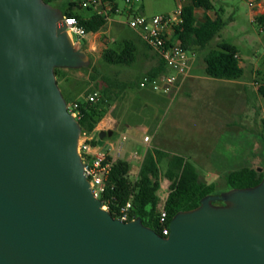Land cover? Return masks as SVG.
I'll list each match as a JSON object with an SVG mask.
<instances>
[{"label": "water", "instance_id": "95a60500", "mask_svg": "<svg viewBox=\"0 0 264 264\" xmlns=\"http://www.w3.org/2000/svg\"><path fill=\"white\" fill-rule=\"evenodd\" d=\"M63 19L0 0V264H264V180L178 213L168 237L102 209L55 73L91 59Z\"/></svg>", "mask_w": 264, "mask_h": 264}, {"label": "crops", "instance_id": "0c3cea01", "mask_svg": "<svg viewBox=\"0 0 264 264\" xmlns=\"http://www.w3.org/2000/svg\"><path fill=\"white\" fill-rule=\"evenodd\" d=\"M216 2L221 1L215 0L213 3V10H206L203 8L194 10L196 28H201L208 22H214L218 17L221 19L223 18L226 9L224 6H220V8L216 7ZM248 2L251 8V22L257 24L260 30L264 32V24L261 25L257 22L258 18L264 15V0H248ZM179 6H183L184 8L192 7L193 0H185V4L184 2L182 4L179 3ZM127 13L129 16V11ZM104 34L103 31L95 34L90 33L89 35H93V38H87L83 45V51L94 60V63L91 61V67L97 70V66L103 61V53L107 49H120L124 42L129 41L133 43L136 48V61L130 65V67L138 66L141 72L138 79L134 80L130 75V70L121 69L114 72L110 69L106 70V68L101 65L99 68L103 69L104 73L99 71L101 73L98 75H95L92 69H90V75L88 76L83 70H64L60 82L64 92L72 99V102H86L87 96L95 93L100 96V92L104 93L108 99L109 105L107 112L92 133L94 142L96 143L93 153L103 151L114 162L124 160L131 165L133 173L138 174L146 154L149 151L159 150L168 155L182 157L186 161L192 163L197 168L200 178L203 181H207L211 176L213 177V181L220 177L221 170L226 169L225 166L228 164H242V162H244V160H238L236 163L235 161H230L234 158L244 157V146L242 145L240 146V150H236L234 152L235 154L230 156L223 151L224 149L220 148V138L212 142L210 146L208 144H191L185 140L178 139L173 128L166 129L164 133L161 132L163 124H161L160 121L163 112L171 110L176 103H184L187 94H189L188 96H195L202 88L223 91L218 87H225L226 85L239 86L241 89H244L247 83L241 81L243 77L236 81L217 80L209 77L205 71L204 60L206 56L203 58L204 67L199 65L201 70L199 72L195 71L198 65L196 61L198 58L196 55L197 52L201 53L207 51L208 53L209 51L207 49L204 51L190 52L193 55L191 74L177 95H165L155 93L150 89H140L138 84L143 77H157L169 72L164 62L147 46L138 33L136 34H138L142 43L151 50L155 56L146 53L142 50L141 46L137 45V43L131 39H124L120 43H117V40L112 41L108 38L104 39ZM220 35L221 33L217 37ZM113 42L115 43V47H112L114 44ZM238 58L240 60V66L243 68L239 53ZM91 75L94 76L92 81H90ZM76 84H82L84 89L78 91L75 87ZM240 95L242 96V91ZM191 96L189 97L190 99L192 98ZM210 115L213 118L208 121L216 126L220 134L228 131L230 125L228 121L222 119L218 113ZM123 138H125V140ZM146 138H149L148 142L145 141ZM120 143H122L121 149L119 148ZM162 167L163 169L166 168L165 161L162 163ZM164 182L168 189H170L171 183L169 180L163 178L161 190L162 187H164ZM161 190L159 191V197ZM168 194L169 191L164 193L163 198H160V209L163 208Z\"/></svg>", "mask_w": 264, "mask_h": 264}, {"label": "trees", "instance_id": "16d2710c", "mask_svg": "<svg viewBox=\"0 0 264 264\" xmlns=\"http://www.w3.org/2000/svg\"><path fill=\"white\" fill-rule=\"evenodd\" d=\"M44 1L53 7L60 8L65 16L76 17L89 34L102 31L108 23L106 17L98 15L90 8L85 11L91 15L83 14L81 12L84 10L81 8L82 0H67V3L59 5L56 4L58 0ZM103 1H109L113 6V13H116V0ZM214 2L215 0H194L192 7L185 8L183 30H176V38L181 41L185 51L207 50L211 42L221 33L225 23L220 17L201 28L195 27L194 10L197 8L213 10ZM257 22L261 25L264 24V15L258 18ZM238 53V48L229 43H222L216 48H212L204 60L206 74L217 80L236 81L241 79L244 70L240 66ZM102 58L104 62L111 65L130 66L136 61V48L133 43L127 41L121 45L120 49H107ZM90 69H92L91 66L85 70ZM92 72L98 75L94 69ZM55 73L60 80L64 70L56 69ZM93 79L94 76L91 75V80ZM258 85L257 88L264 97V80ZM99 95L98 101L95 103L79 101L83 113V118L79 123L84 132L92 134L107 112L108 99L104 93L100 92ZM66 101L70 103L68 100ZM95 145L96 143L93 142V146ZM164 161L166 162L165 169L162 167ZM163 178L171 183L168 197L163 206L167 213L166 227L169 229L172 219L178 213L196 209L205 197L217 195V185L203 181L192 163L182 157L153 150L146 154L138 174L133 173L128 162L124 160L114 162L106 182V192L102 202L108 204V212L115 219L120 218L121 209L131 202L130 220L140 218L146 227L163 237H168L163 235L164 227L160 224L159 191ZM225 180L229 190L253 188L264 180V172L246 167L229 173Z\"/></svg>", "mask_w": 264, "mask_h": 264}, {"label": "rangeland", "instance_id": "374dc122", "mask_svg": "<svg viewBox=\"0 0 264 264\" xmlns=\"http://www.w3.org/2000/svg\"><path fill=\"white\" fill-rule=\"evenodd\" d=\"M220 1L216 2L215 5L218 8L224 6L226 9L222 18L225 26L221 35L211 43L208 51L222 43L236 46L239 49L244 70L241 81L247 83V85L244 89L233 85L218 87L223 91L202 88L195 96L190 95L191 99L187 94L184 103H176L171 110L163 112L160 120L163 124L161 132L164 133L166 129L173 128L178 139L191 144H208L210 146L212 142L220 138V148L224 149L223 151L230 156L235 154L236 150H240L241 145L244 146V157L230 160L235 161V163L238 160H244L242 164H228L225 166L226 169L221 170L220 177L213 181L211 176L205 181L208 184L215 183L217 185V195L230 191L226 186L225 177L233 171L241 170L244 167H252L264 172V97L257 88V85L264 79V32L260 30L257 24L251 22V8L248 0ZM61 3L65 4L67 0H58L56 4ZM116 3L119 12L112 17L111 21L102 30L105 33L104 39L117 40V43L124 39H131L141 46L146 53L155 56L142 43L138 34L128 27L129 16L127 12L130 8L125 0H116ZM178 7L179 0H141V2L132 6V10L135 14L146 17L172 16ZM81 12L85 15H91L85 10ZM88 38L92 39L93 35H89ZM114 45L115 43L112 47H115ZM206 53L207 51L197 52L198 58L196 61L198 65L195 71L199 72L201 70L199 67H204L203 58ZM90 59L94 63L93 58ZM100 65L104 66L106 70L110 69L114 72L121 69L130 70V75L134 80L138 79L141 72L138 66L111 65L102 61L95 70L98 74L104 71L99 68ZM83 72H86L87 76L90 75V70L84 69ZM57 80L64 98L71 102L72 99L64 92L60 80L58 78ZM90 81H92L91 77ZM75 87L78 91L84 89L82 84H76ZM241 91L242 96L240 95ZM214 113L220 114L222 119L230 123L228 131L220 134L216 126L209 122L213 118L210 114L214 115ZM163 186L160 198H163L164 193L169 191L165 182Z\"/></svg>", "mask_w": 264, "mask_h": 264}, {"label": "built area", "instance_id": "2783aa9c", "mask_svg": "<svg viewBox=\"0 0 264 264\" xmlns=\"http://www.w3.org/2000/svg\"><path fill=\"white\" fill-rule=\"evenodd\" d=\"M185 0H179L182 4ZM194 1V0H193ZM129 6L128 27L138 33L147 46L157 54L164 62L169 72L157 77H143L138 86L140 89H150L155 93L165 95H177L183 87L186 80L189 78L192 70L193 55L183 49L181 41L176 38V30H183L185 24L183 6H179L172 16L160 15L146 17L132 12V6L141 0H125ZM81 8L92 9L98 15L106 17L107 21H111L114 15L113 6L109 1L103 0H82ZM66 25V32L70 36L75 47L79 50L83 48L89 33L81 25L79 20L73 16H65L63 19ZM259 86V85H257ZM98 94L87 96L86 102L95 103L98 101ZM68 111L77 120L83 118L79 101L70 102L67 104ZM125 140V138H123ZM146 142L149 138L145 139ZM93 136L91 133L84 132L80 136L78 153L85 165V176L91 182L92 192L96 198L102 201L106 192V182L111 173L114 161L103 151L93 153ZM120 149L122 143H120ZM103 203V202H102ZM103 210L108 211V204L103 203ZM132 209L131 202L127 203L120 211V220L129 222L130 210ZM160 224L164 227L163 235L169 236L170 229L166 227L167 213L160 209Z\"/></svg>", "mask_w": 264, "mask_h": 264}, {"label": "flooded vegetation", "instance_id": "af4514ba", "mask_svg": "<svg viewBox=\"0 0 264 264\" xmlns=\"http://www.w3.org/2000/svg\"><path fill=\"white\" fill-rule=\"evenodd\" d=\"M217 205H220L221 203L220 202H218V203H216Z\"/></svg>", "mask_w": 264, "mask_h": 264}]
</instances>
